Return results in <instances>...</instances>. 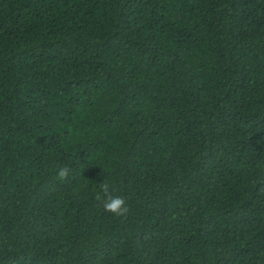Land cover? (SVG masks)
<instances>
[{"label":"trees","instance_id":"obj_1","mask_svg":"<svg viewBox=\"0 0 264 264\" xmlns=\"http://www.w3.org/2000/svg\"><path fill=\"white\" fill-rule=\"evenodd\" d=\"M0 264H264V0H0Z\"/></svg>","mask_w":264,"mask_h":264},{"label":"clouds","instance_id":"obj_2","mask_svg":"<svg viewBox=\"0 0 264 264\" xmlns=\"http://www.w3.org/2000/svg\"><path fill=\"white\" fill-rule=\"evenodd\" d=\"M58 178L65 180L69 176V172L66 167H61L58 170ZM114 187L110 180H105L98 185V191L96 194V200H102V207L104 212L109 213L116 217L126 216L130 212L128 202L125 197L120 195H113Z\"/></svg>","mask_w":264,"mask_h":264}]
</instances>
